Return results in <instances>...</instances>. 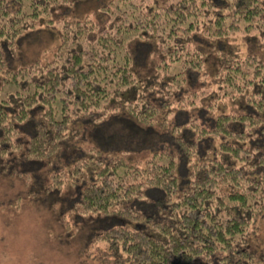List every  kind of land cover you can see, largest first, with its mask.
<instances>
[{
    "label": "trees",
    "instance_id": "trees-1",
    "mask_svg": "<svg viewBox=\"0 0 264 264\" xmlns=\"http://www.w3.org/2000/svg\"><path fill=\"white\" fill-rule=\"evenodd\" d=\"M85 1L0 0V173L64 198L65 235L95 225L100 264H264L247 243L264 215V0H99L103 25L68 13ZM41 31L58 42L26 61ZM239 31L247 50L221 44Z\"/></svg>",
    "mask_w": 264,
    "mask_h": 264
},
{
    "label": "rangeland",
    "instance_id": "rangeland-1",
    "mask_svg": "<svg viewBox=\"0 0 264 264\" xmlns=\"http://www.w3.org/2000/svg\"><path fill=\"white\" fill-rule=\"evenodd\" d=\"M70 15L78 11V13H88L90 16L99 21L101 25L112 19L111 15L105 16L102 9L99 8V0H88L85 2H75L73 7H67ZM74 12V14H75ZM239 31L235 40L229 39L223 46L237 45L239 48L247 50L249 47L248 40L244 41L239 35ZM40 40H36V49H26V61L33 60L38 57L42 49H50L58 42V34L50 36L41 31ZM232 38V37H231ZM35 46L32 45L34 48ZM219 48H222L220 46ZM258 52L262 54L260 46L257 47ZM141 49V48H140ZM255 49V48H254ZM34 50V51H32ZM137 54V65L141 63L139 49H133ZM39 51V52H38ZM217 50L209 49L207 52L208 69L216 60ZM263 55V54H262ZM153 56V55H150ZM147 55L145 62L137 67L138 74L143 76L148 72L149 67L153 64L155 57ZM174 115H172L173 119ZM183 116L177 115V120ZM121 122V121H120ZM110 127V126H109ZM115 128L109 132H113ZM118 134L122 136H133V131L125 122L119 123L116 128ZM143 156L142 154H139ZM17 173V172H16ZM21 176V178L19 176ZM29 177V176H28ZM27 176L16 174L0 173V264H100L97 259L92 258L94 251L89 252L83 248L85 236L90 234L95 225H89L91 222L84 218L86 225L81 231L79 228L72 226V232L65 235L66 225L60 226L59 221L52 215L50 209L54 206L60 208L62 200H53L52 202L45 198L39 199L36 193L26 192V184L24 180ZM69 190V188H68ZM16 195H22L20 208L16 204H11ZM65 201V199H64ZM10 202V203H9ZM69 210V208H67ZM65 214V215H64ZM69 212L60 214V219L71 220L72 216ZM55 215V214H54ZM57 219V220H56ZM74 220V217L72 218ZM88 222V224H87ZM75 229L78 231L74 232ZM249 247L253 250H264V215L259 218L256 223L255 233L247 241Z\"/></svg>",
    "mask_w": 264,
    "mask_h": 264
}]
</instances>
